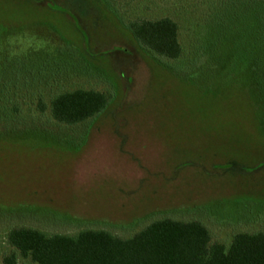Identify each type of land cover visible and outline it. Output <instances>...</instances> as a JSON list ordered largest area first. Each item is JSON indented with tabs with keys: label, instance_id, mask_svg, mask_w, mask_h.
Here are the masks:
<instances>
[{
	"label": "rangeland",
	"instance_id": "374dc122",
	"mask_svg": "<svg viewBox=\"0 0 264 264\" xmlns=\"http://www.w3.org/2000/svg\"><path fill=\"white\" fill-rule=\"evenodd\" d=\"M222 3L210 17L206 0H0L8 56L49 58L4 88L3 100L59 136L12 126L0 138V264H34L6 241L18 227L127 238L170 218L198 221L225 245L264 231L263 111L253 86L261 63L241 56L257 54L252 42L233 50L264 0ZM162 17L178 25L177 59L130 34V22ZM200 46L208 54L196 59ZM76 89L110 105L77 125L55 123L51 100Z\"/></svg>",
	"mask_w": 264,
	"mask_h": 264
},
{
	"label": "trees",
	"instance_id": "16d2710c",
	"mask_svg": "<svg viewBox=\"0 0 264 264\" xmlns=\"http://www.w3.org/2000/svg\"><path fill=\"white\" fill-rule=\"evenodd\" d=\"M206 1L207 9L211 10L210 17L212 12H218L224 6L222 0H215L211 5L210 0ZM259 8L261 14L255 25L248 20L244 43L232 48L238 52L245 42L249 46L252 42L257 47L256 55L251 51H242L241 56L243 59L255 57L253 59L261 63L260 75L253 86L261 103L264 125V4H260ZM211 29L208 36L213 38L215 30ZM129 31L137 46L141 45L157 56L177 59L181 55L178 25L169 17L134 20L129 23ZM236 38L234 34L231 43ZM2 41L5 42L0 40V44ZM7 45L6 42L0 45V138L10 135V127L23 126L21 128L26 131H33L34 134L43 132L44 136L56 141L59 136L46 128V122L41 124L32 112L20 111L16 103L10 106L3 100V89L46 60L45 51L26 49L19 52L23 55L22 59L17 58L19 54L11 58L8 55L13 52L7 49ZM206 53V46H200L195 58L202 59ZM109 105L103 93L76 89L60 93L51 100L50 116L57 124L73 126L98 116ZM79 139L81 141V137ZM6 241L21 257L34 264H264V231L235 234L225 245L213 242L207 228L198 221L170 218L155 220L127 238L117 237L105 230L84 229L74 235H66L18 227L9 230ZM8 262L13 264L14 257Z\"/></svg>",
	"mask_w": 264,
	"mask_h": 264
}]
</instances>
